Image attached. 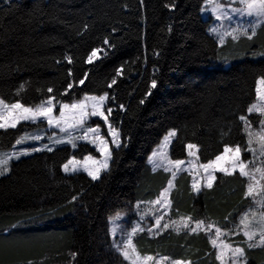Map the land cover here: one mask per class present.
Instances as JSON below:
<instances>
[{"label":"trees","instance_id":"obj_1","mask_svg":"<svg viewBox=\"0 0 264 264\" xmlns=\"http://www.w3.org/2000/svg\"><path fill=\"white\" fill-rule=\"evenodd\" d=\"M170 3L176 7H165ZM202 6V0H18L13 10L0 8V97L35 106L48 95L71 103L73 95L79 99L84 93L108 91L115 97L108 102L113 109L109 121L121 140L119 150L110 147V171H102L95 181L86 173L62 171L73 156H98L83 142L75 149L56 145L52 152L12 161L11 171L0 177V264H129L110 246L109 219L131 212L137 201L155 199L167 186L170 173L154 172L147 158L171 129L177 130L169 147L173 160L188 157L189 143L198 145L202 164L214 160L225 145L236 144L247 160L250 153L239 116H247L257 98L256 81L264 69V26L252 40L229 37L218 48L207 31L212 18L201 14ZM105 38L114 48L104 45ZM93 48L100 49V57L87 64ZM234 54L242 59L224 63L217 58ZM65 55L73 57L71 65ZM121 65L122 74L109 89ZM85 72V84L74 85L62 96L67 83ZM153 79L155 89L150 87ZM21 84L24 88L17 95ZM259 117L249 116L257 119L255 125ZM44 126L42 121L22 122L0 129V150L11 149L17 139ZM216 175L213 189L202 187L197 196L190 174L181 172L170 192V214L187 213L217 225L235 223L253 203L243 196L247 178L238 171ZM73 196L77 200L70 203ZM132 217L128 215L127 223ZM29 220L5 239L11 225ZM142 237L134 240L142 254L218 264L205 232L166 231L146 241ZM245 251L248 264H264V248Z\"/></svg>","mask_w":264,"mask_h":264},{"label":"snow or ice","instance_id":"obj_2","mask_svg":"<svg viewBox=\"0 0 264 264\" xmlns=\"http://www.w3.org/2000/svg\"><path fill=\"white\" fill-rule=\"evenodd\" d=\"M140 4L144 3V0H139ZM203 6L200 8L201 14H204L210 9L214 22L213 26L208 28V32L213 34L217 41V47L222 48L226 45V39L231 38L232 41L239 40L241 37H245L248 40H252L257 34V28L264 26V0H225L221 3L220 0H202ZM18 0H0V8L3 5H7L8 10H13ZM127 7V5H125ZM168 8H175L174 3L165 5ZM239 17V19H237ZM251 17L252 20L245 23L244 19ZM171 31V28L168 29ZM116 31L112 28V32ZM104 45L109 49L114 48L113 44H109L107 38L103 41ZM99 48H93L87 55L85 63L92 64L94 58L99 52ZM107 55V53H105ZM264 55V53H261ZM218 59L224 63H228L229 58L226 56H217ZM64 59L69 65L73 63V57L71 55H65ZM59 64L60 61H57ZM123 65L116 69L115 76L111 79L108 84V88L111 89L113 85L117 83L116 76L122 74ZM68 76L72 77V69L68 68ZM88 78V73L83 74V78H78L72 82L67 83L65 92L61 95H65L69 90L74 89L85 84V80ZM158 83L156 79L151 81V88H157ZM24 85L21 84L17 90V95L23 90ZM47 93L52 94L53 88L48 87ZM256 93L261 103L264 104V69L259 70L258 79L256 81ZM150 95V91L148 93ZM115 101V97L109 95L108 91H104L101 95H90L84 93L79 99H76L73 95L71 103L63 102V100H57L56 95H48L45 99H42L39 104L25 105L21 103L20 99H16L14 103H7L4 98L0 97V129L7 130L8 128H16L17 124L21 121L24 122H46L48 127L52 129V135L48 137L51 143H41L39 147H22L19 151L0 153V176H4L6 173L11 171L12 160H20L22 156L30 155L31 153L48 151L52 152L57 144H70L73 149L77 148V141L83 140L90 143L94 149L98 150L103 156V159H95L91 155L87 156L83 169L87 175L93 180L100 178L101 171H110L109 162L112 160L111 151L109 150L108 141L99 135L100 125L97 123L95 128L86 127L87 122L90 118H98L107 126V131L111 135L112 143L117 150L121 148V142L119 139V131L115 129L110 123H108L109 115L113 109L108 107L109 101ZM144 101L141 100V103ZM59 105V115H55V110ZM120 110H124V105H118ZM106 111L108 114H106ZM247 112L249 114L253 112H259L264 115V106L258 107L253 104L248 107ZM239 120L244 124V132L247 134V143L245 150L252 153L253 157L257 151L261 156H264V119L260 121V131L255 132L250 128V122L244 115L239 116ZM59 130L63 134L64 138H60L56 134V130ZM80 132L82 135H74V133ZM177 133L176 129H171L163 137V145L166 147L170 142L171 138L175 137ZM26 139L33 141H42L41 135L28 136L25 134L16 140L17 145H21ZM258 145L257 147H254ZM187 150L189 156L195 158L196 150L198 145L189 143L187 144ZM163 155V153H161ZM230 155V161L227 166L221 164L225 160V157ZM157 156V151H153L149 156V163L153 166L155 172L157 168H163L165 172L170 173V178L167 181V187L160 193V196L150 203L160 204L164 206L167 211L170 208V201L168 200V194L174 187V181L177 179V173L180 172L181 166L184 164L183 160H167L155 161L153 157ZM191 164L192 162L189 161ZM241 159V146L236 144L235 147L225 145L223 152L217 155L214 160H209L206 164L196 167V176L193 178L191 189L198 195L202 192L201 181H204L203 189L211 190L214 187V182L217 180L216 172L219 170L225 175H232L233 173L239 172L241 177L247 178L246 188L243 192L245 198L251 197L253 201L259 206L261 211L257 215L254 212H245L239 219V226L228 229L227 232L222 231L220 227H216L214 224L205 225V221L197 219L194 222L191 217H181L180 221H166L161 223L164 219L163 215H157L155 217V223L146 230L152 236H158L165 230H168L173 224L180 223L183 228L188 229L190 233H197L198 231H204L207 234L208 242L211 246L216 249L215 258L220 261L221 264H248V256L246 255L245 247L236 246L232 247L230 244H226L223 241H219L222 235L238 234L242 232L243 240L242 243L246 244L247 248H264V168H253L249 169L247 164ZM71 166V167H70ZM63 171L76 172L77 161L76 157L73 156L66 163L62 165ZM186 171H192V168L184 169ZM260 197L257 199V197ZM77 197L73 196L71 201H76ZM140 201H137V211L139 210ZM144 218V214H141L140 219ZM227 219V218H225ZM31 221L17 222L10 226V229L6 230L5 239L12 235V230L19 229L24 223H30ZM191 222V223H190ZM194 223V226L191 224ZM214 229V235H213ZM179 231L180 229H175ZM145 228L141 227L139 222H136L130 231L125 232L121 229V238L116 239L117 230L112 228L110 235L113 237L111 241V248L115 249L122 258L129 262V264H192L190 260L173 259L170 256H159V258L145 255L141 256L136 250L135 244L133 243V237L139 232H144ZM258 237V239H257ZM227 250V251H226ZM75 259L77 253L73 252L70 254ZM27 264H34L33 261H27Z\"/></svg>","mask_w":264,"mask_h":264},{"label":"rangeland","instance_id":"obj_3","mask_svg":"<svg viewBox=\"0 0 264 264\" xmlns=\"http://www.w3.org/2000/svg\"><path fill=\"white\" fill-rule=\"evenodd\" d=\"M220 2L221 3H224L225 0H220ZM203 16L212 18V22L210 24V27L213 26L214 23H218V22H214L210 9L208 11H206L203 14ZM237 19H239V17H237ZM251 20H252L251 17H247V18L244 19V22L247 23V22H249ZM98 57H100V53L99 52H97V56H96V58H94V61ZM240 59H242V55H240V54H234V56L229 57V62L238 61ZM90 95H94V94H90ZM253 104L257 105L258 107L264 106V104L261 103V101L258 98V96H257L256 100L251 105H253ZM252 114H259L260 115V117L258 119V125H255L253 123L254 120H257L256 118L255 119L249 118V116L252 115ZM55 115H59V105L57 106V109L55 110ZM246 117L248 118V120L250 122V128H251V130H253L255 132H259L260 131V121L262 119H264V115H261L259 112H253L251 114L248 113V116H246ZM41 121H42V118H41ZM21 122H24V121H21ZM21 122H19V123H21ZM37 122H39V121H37ZM97 123L100 125V133H99V135L108 141V146H109V150H110V147H111V145H113V143H112L111 135H110V133H108L107 126H106L105 123H103L98 118H90L89 121L87 122L86 127H93V128H95V126H96ZM108 123H110L109 120H108ZM52 131L53 130L50 129L48 127L47 123L45 122V126L42 127V128H39L38 131L31 132V133H26L28 136L41 135L43 137V140L42 141H33V140H30V139H26V140H24L22 142L21 145H17L16 144L15 147L12 148V149L0 150V153H7V152L19 151L22 147H27L29 145H33V146L35 145L34 147H39L41 145V143L49 144V146H51V143L48 140V137L50 135H52ZM56 134H57L58 137L64 138L63 137V134L60 133L58 129L56 130ZM74 135H82V133L76 132V133H74ZM245 135H246V143H247V134L245 133ZM119 139H120V137H119ZM173 139H174V137L171 138V142H172ZM82 142L91 145L90 143L85 142L83 140H78L77 141V145L79 143H82ZM171 142L165 147L163 145V138H162L161 142L158 145H156L153 148V150L151 151V153L154 150L157 151V156L156 157H153V160H155V161H162L163 160L165 162L167 160L174 161L173 159H171L170 152H169V147L171 145ZM57 145H63V144H57ZM64 145H70V144H64ZM254 147H257L258 148V145H255L254 144ZM96 151L98 153V156L97 155H94L92 153H89V154H86L83 158H76V161H77V171L76 172H68V174L79 173V172L86 173V171L83 169V165H84L85 162L91 163V161H86L85 158L87 156L91 155L92 157H94L95 159H98V160L99 159H103V156L99 153V151L98 150H96ZM243 152H244V149L241 148V159H242V153ZM151 153L149 154V156L151 155ZM161 153H163V155H161ZM149 156H148V158H149ZM148 158H147V162L149 163V159ZM182 160L184 161V164L181 166V169L182 170L177 173V176L181 172H184V171L187 172L191 176V184H192L193 178L196 176V167L203 165L197 159V150H196V157L195 158L189 156V154H188V157L186 159H182ZM12 161H14V160H12ZM12 161L10 162V164L12 163ZM189 161H191L192 163L190 164ZM229 161H230V155L226 156L225 157V160L222 161L221 164L223 166H227V164H228ZM244 161L245 162H250V163L247 164V167L249 169L253 168V166H255L256 168H264V156H261L259 154V151L256 152L255 157H253V154L250 153V155L247 158V160H244ZM150 165L153 168L152 164H150ZM188 168H192L193 170L192 171H186V170H184V169H188ZM157 169H163V168L161 167V168H157ZM62 171H63V167H62ZM218 171L219 170H217V172ZM8 173H6L5 175H7ZM0 177H2V176H0ZM201 184H202V187H203L204 181H201ZM171 190H170V192H171ZM170 192L168 194V200L169 201H170V197H169L170 196ZM158 197H156L155 199H152V200H148V201H141V203L139 205V210L138 211H137V208H136V205H137V203H136V204H134L133 209H132L131 212H129V213L118 212V213H115L113 216H111V218L109 219V229L111 230L112 228H116V230H117L116 239L117 240H119L121 238V235H122L121 229H123L125 232L130 231L131 228L134 226V224L136 222H139L140 226L143 227V228H145V231L144 232H139L135 237H133V243L135 244L136 250L139 252V247L134 242V240L139 235L143 236L142 238H143L144 241L148 240L149 238L156 237V236H152L150 233H148L146 229L148 227H151L152 225H154V223H155V217L157 215H163L164 216V219L161 221V223H164L166 221H180V218L181 217H191L193 222L195 220H197V219H193V217L190 214H187V213H178L177 215H171L170 214V208L166 211L165 208H164V206H162L160 204L150 203L151 201H155ZM259 198L260 197L258 196L257 199H259ZM170 205H171V202H170ZM249 211L254 212V213H257V215H258L259 212L261 211V209L256 204V202L253 201L252 206L248 207V209H246L243 212V214L245 212H249ZM131 214L133 215V217L131 218V221H129V223H127L128 215H131ZM141 214H144V218L142 220L140 219ZM240 217L236 220L235 223L232 222V223H227L226 225H217V224H214V225L216 227H220L222 229V231L227 232L228 229L235 228L236 226H239V219H240ZM208 224H213V223L205 222V225H208ZM128 226H130V227L128 228ZM191 226H194V223H192ZM177 228H179L180 230L179 231H176L175 229H177ZM166 231H169V232H172V233H175V234L189 232V230L183 228L182 224H180V223L173 224L172 226H170V228L168 230H165L164 232H166ZM164 232H162L161 234H163ZM201 232H204V231H198L195 234H198V233H201ZM160 235H158V236H160ZM213 235H214V229H213ZM257 239H258V237H257ZM243 240H246V238L243 237L242 232H240L238 234L222 235L219 238L218 242L219 241H223L226 244H230L232 247L241 246V247L247 248L246 244L242 243ZM214 250L216 252V249H214ZM139 253H140L141 256L151 255V256H154V257H157V258H159V256H168V255H163L162 253H157V254H154V253H152V254H149V253L142 254L141 252H139ZM173 259H176V258H173ZM178 259H180V258H178ZM183 260H186V259H183ZM187 260L192 261V264H199L196 260H192V259H187ZM217 262H218V264H221L220 261L217 260Z\"/></svg>","mask_w":264,"mask_h":264},{"label":"bare ground","instance_id":"obj_4","mask_svg":"<svg viewBox=\"0 0 264 264\" xmlns=\"http://www.w3.org/2000/svg\"><path fill=\"white\" fill-rule=\"evenodd\" d=\"M247 116H248V114H247ZM21 123H22V122H21ZM36 131H38V130H36ZM23 136H24V135H23ZM119 137H120V136H119ZM120 142H121V140H120ZM15 145H16V144H15ZM15 145H14L12 148H14V147H15ZM111 146H112V145H111ZM113 146H114V145H113ZM114 147H115V146H114ZM12 148H11V149H12Z\"/></svg>","mask_w":264,"mask_h":264}]
</instances>
